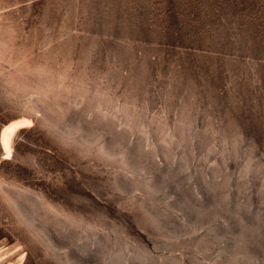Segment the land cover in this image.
Segmentation results:
<instances>
[{
    "label": "rangeland",
    "instance_id": "rangeland-1",
    "mask_svg": "<svg viewBox=\"0 0 264 264\" xmlns=\"http://www.w3.org/2000/svg\"><path fill=\"white\" fill-rule=\"evenodd\" d=\"M0 264H264V0H0Z\"/></svg>",
    "mask_w": 264,
    "mask_h": 264
},
{
    "label": "snow or ice",
    "instance_id": "snow-or-ice-1",
    "mask_svg": "<svg viewBox=\"0 0 264 264\" xmlns=\"http://www.w3.org/2000/svg\"><path fill=\"white\" fill-rule=\"evenodd\" d=\"M9 129L0 130V147H3L5 151H7V144L5 142V133H8Z\"/></svg>",
    "mask_w": 264,
    "mask_h": 264
}]
</instances>
